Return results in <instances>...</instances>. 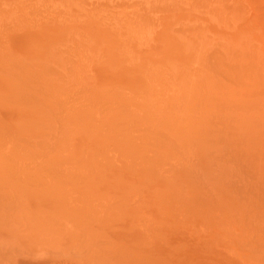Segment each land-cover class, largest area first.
Segmentation results:
<instances>
[{
	"label": "rangeland",
	"instance_id": "1",
	"mask_svg": "<svg viewBox=\"0 0 264 264\" xmlns=\"http://www.w3.org/2000/svg\"><path fill=\"white\" fill-rule=\"evenodd\" d=\"M12 1L17 4L16 10L15 6L12 5ZM21 1H0V13L3 14H0V24L1 27L4 25L2 28L0 27V46L4 48L0 47V66L2 65L0 69V242L1 244L3 242L2 245L0 244V264H75V261H85L84 264H158L153 261H144L138 257V253L134 248L130 249L121 241L126 235H115V233L126 234L131 230L136 232L137 229L142 233L141 238L146 242L161 240L165 243L169 242L170 227L173 230L175 228L178 230H199V233L201 229L202 232H205V236L208 235L206 238L210 244H221L229 250L226 252L234 257L237 255L232 252V249L239 247L248 249L247 246L251 241L253 242V246L250 245L252 249H255L257 244L259 245L258 248H264V244H262V242L264 243V217L260 218L259 214L264 212V203L262 208V205H258L259 203L256 201L258 198L260 201L264 198V190H261L260 187V189H255L261 183V187L264 189V135L260 134L264 131V116L262 115L264 109L260 111L264 106V0H226V2L225 0H205V2H215L212 6L210 3L205 5L204 0H201V2L203 1L202 6L200 2L198 3V0H162L157 5L163 6L162 11L164 13L160 11V7V13L155 12L151 16L153 18L163 16V20L161 19L160 26L159 22H155V24L149 22L156 25L154 26L155 30L150 31V36H148V32L142 34V31L136 27L140 31L135 32L136 29H133L132 26L136 23L139 26L146 25L145 28L150 25L146 24L148 21L144 18L149 17L147 19H152L149 16L151 12L143 17L141 11L138 10L141 5L147 7L146 2L136 5L135 1L137 0H99L98 2L97 0H58V2H61H59L60 5L58 3L59 6H57L56 12L55 10L51 11L49 8L50 12L46 13L48 17L44 18L46 10L42 7L45 6L46 2L43 3V1L44 6L41 5L40 8L39 4L41 2L38 3L36 0ZM52 1L54 0H51V3ZM145 1L153 2L152 0ZM167 1L176 4H169ZM186 1L187 3H185ZM99 2L102 7L99 6ZM177 2L179 3L177 4ZM223 2L226 4H223ZM106 3H109V6ZM119 3L122 5L125 3L126 6L123 5L124 7L120 8ZM156 3L149 4L148 2V5L149 7H155ZM105 5L108 9L107 7L105 9ZM117 5L120 6V9L124 8V12L128 10L125 14L131 15L130 18L123 13V10H118L122 11L124 17L120 21H124L125 24H121L123 22H119V18H116V16L120 17V12L113 10ZM185 5L187 6L185 7ZM30 6L31 8L33 6L35 12L39 14L35 13L38 18L33 14L34 10L32 9V12ZM206 6L207 8L211 6V10H213V7L216 10L219 9L220 11H217L220 13H216V10H209L212 13L209 15L208 9L206 13H202V8L206 9ZM111 7L112 9H110ZM151 7L150 9H152ZM240 7L244 10H241ZM4 8L5 11L2 10ZM164 8L169 12H165ZM176 8L180 9L177 10ZM42 9L44 11L43 16ZM66 10L71 15H68L69 13L67 14ZM214 11L217 15L213 17L215 15L213 14ZM170 14L172 18L177 17L174 18V20H177L176 24L175 22L172 23L174 20L170 18ZM68 16L71 20H68ZM185 17L187 19L182 20L181 24L177 23ZM126 18L128 19L125 20ZM129 18L131 22H129ZM35 19L37 20L35 21ZM58 19L61 21L58 22ZM222 19H226V22ZM24 20L28 21L25 22ZM159 20L156 19L155 21ZM38 21L41 24H38ZM111 21H114V23H111ZM169 23L172 24L171 27H169ZM168 28L173 30H167ZM204 32L206 33L203 34ZM71 34L78 37L72 39ZM207 34L211 37V40H208L207 43L209 44L211 41V44H214L212 48L206 45V38L204 37L207 36L210 39ZM218 36L224 38L223 43L227 47L224 45L225 48L219 46L218 41L221 38ZM189 38L196 42L195 46L198 45V48H190L192 41ZM235 38L236 40H234ZM228 39L232 40L227 41L228 43H234L233 40H239V43H241H234L236 45L231 44L233 45L231 46L225 42ZM222 40L219 42L222 43ZM186 42H191L189 46H185L186 49L188 48V52L184 49ZM64 44L66 47L71 45L70 51H66L70 53L68 57H72L69 59L73 62L76 59L74 63H78L74 66L75 70L77 68L76 72L73 69H68L66 60L69 59L63 57V55L66 56V52L63 51V55L62 52H59L60 49L65 47ZM6 45H8L7 48ZM139 45L141 49L138 47ZM75 46L80 50L78 52L80 57L74 52L78 50ZM56 47L59 51L58 53H56L57 50L54 52L58 56H55L53 52ZM195 48L196 51H194ZM128 49L133 54L128 53L130 52ZM189 49H192V51ZM213 49L215 50L216 59L212 55L213 53L209 55ZM225 49L230 50V52L233 49L236 51L232 52L231 56L229 52L226 53ZM237 49L239 51L243 49V52L233 54L237 53ZM81 50L88 53L83 52L84 55ZM197 52L201 54H198L199 57L203 58L206 55L204 63L207 64L205 66H203L202 58L196 56L197 54H193ZM217 53L222 56L218 57ZM81 54H83L82 58ZM11 55H14L13 58ZM193 55L198 58V61ZM207 55L213 56L214 60L211 57L208 58ZM240 55L243 56L244 61L239 60L241 59ZM85 56L90 57V59L86 57L87 59L84 60ZM222 57L223 59L219 60ZM37 58H39V61ZM45 58L49 59L48 61L54 65L50 66L48 64L49 66H46V63L49 62L44 60ZM27 59L31 63L30 65L33 66L24 65L22 69V64H29L26 62ZM209 59L212 60V63H209ZM17 60L20 61L19 64H17ZM41 60H44L45 64ZM218 60L219 62L215 63ZM34 61L35 63L39 62L38 65L36 64L37 67L33 64ZM208 63L212 69H216V72H213H218L221 75V79L220 77L210 79V74H207V72L212 69L207 68ZM219 63H221V66ZM218 65L220 66L219 71L216 68L219 67ZM25 66L28 67L25 68ZM222 66L224 69L221 68ZM4 68L5 70H2ZM53 68L56 69V73ZM230 68L236 69L238 74L236 77L234 76L237 72L233 76L230 74L231 78L228 76L229 78L226 79L224 70L230 73L235 71ZM44 69H48L47 71L50 74L45 73ZM153 69L155 70L153 71ZM242 69L243 74L246 75L240 74L239 76ZM40 70L42 72L36 75L35 72ZM68 70L72 71L76 77ZM220 70H223L224 75L221 74ZM249 71L255 72V75ZM202 72H206V74H202ZM29 73L34 74L40 83ZM44 74L47 76H44ZM32 77L35 79H32L34 81L30 80ZM57 78L60 81L56 80ZM63 78L66 79L62 80ZM244 78L246 79L244 80ZM42 79H46V81L44 80V82ZM217 79L218 81H216ZM42 83L46 87H43ZM73 83L77 85L83 83L84 85L81 84L79 87V85ZM216 83L225 84L226 86L216 85ZM213 84L216 87H212ZM78 88L80 89L78 90ZM228 88L232 90L229 91ZM44 89L45 91L42 93ZM223 90L228 93H222ZM214 91L217 93L214 94ZM147 92L151 95H147ZM211 96L212 98L223 96L222 98L227 99V103L228 101L231 102L228 104L230 107L228 108L226 104L224 110L222 108L221 110L218 109L220 106L217 107V105L222 104L223 101L222 103H213L214 106H211L210 104L217 100L213 99L209 102L208 100L212 99ZM197 99H199V102ZM203 100L204 105L201 104ZM244 102L246 103L243 104ZM77 103H80V108L75 105ZM117 103H120V105ZM249 103L255 106L258 104V107L254 106L252 108ZM130 107L133 109L131 110ZM167 110H169V113L166 112ZM67 111L71 112L68 113ZM15 113L31 120L32 130L30 132H33V135L25 138L24 135L21 136L17 133L18 130L9 123L8 119L14 116ZM217 113L218 120L214 116ZM65 115L66 119L63 118ZM236 117H243L244 119H237ZM229 118L232 119L229 120ZM209 133H214L212 135L214 137L216 134L218 135L216 138H211ZM151 136L155 139L150 138ZM146 138H149L150 141ZM215 139L217 142H214ZM208 140H212L218 145L212 144L213 142ZM226 141L231 142L234 146L232 145L229 148L230 156L226 152L228 155H225V158L223 155L226 154ZM222 142H224V145ZM169 144L173 145L168 146ZM220 145L225 149L223 150L221 147L214 148ZM205 149L208 150L207 152L212 151L204 153ZM179 151L185 153V155L180 154ZM232 151L237 152L236 154L240 157H236V159L235 155L233 156L235 153ZM218 152L220 153L218 154ZM192 153H195V155ZM211 153H215V155L217 153L216 156L219 157L214 154L212 156H215L214 159H220V162L217 161L218 163L214 164L215 160L212 159L214 162L210 161L211 157L208 161L205 160V157L211 156ZM254 154L258 156H256L257 163L253 159V156L255 158ZM242 158L243 161H241ZM232 159L236 162H233ZM244 164L246 167H243ZM259 165L261 167H258ZM247 166L252 170L248 169ZM211 167H214V169ZM215 167L217 168L215 169ZM256 168L262 170L255 171ZM211 170H214L215 174L212 175ZM232 170H234L233 174L237 177L233 175V180L229 177L230 182L226 178L230 176ZM215 175H219V178H221V175L226 178L220 179L221 181L217 178L216 180L220 181H217L218 184L221 183L217 186L214 180ZM241 175L246 178V175L252 177H248L249 181L245 182L248 178L243 180L239 178ZM234 180H237V182L234 183ZM202 183L203 186L205 184V188L200 186ZM206 183L209 184L206 185ZM207 187L210 191H208L209 194L206 192L208 189L205 190ZM233 191L236 192L234 196ZM30 193L33 194V199L39 201L38 203L32 204L30 202ZM230 194H232L231 200L228 198ZM198 195L204 198L203 201ZM257 195L261 196L257 197ZM247 200L250 202L240 204V201ZM211 206L216 210L211 211L213 209ZM208 208L211 212L208 211ZM219 211L222 213H219ZM234 212L237 215L236 220L233 217ZM194 213L205 220L203 221ZM209 213L213 217L214 215L221 216V219L218 216V218H213ZM243 214L252 217L239 219L238 216H243ZM255 215H257L256 218H253ZM239 220L244 221V224ZM207 221L208 223H206ZM206 224L209 226L205 227ZM203 228L205 229L203 230ZM83 232L84 234H82ZM242 233H245V239L251 240H246L249 241L248 244L245 239L241 241L245 237L242 236ZM218 234L221 236L217 237ZM229 234L231 237L228 236ZM237 236L241 238L239 243ZM99 250H101V253ZM3 253L4 255H10V257L8 255H6L7 257L4 256ZM237 254H241V258L245 259L257 258L264 260V251H245ZM208 255L218 264H232L233 260L237 259V257L231 259L225 257L224 259L221 254L220 257L218 254L210 256V252ZM3 256L4 258H2ZM40 256L43 258L38 260ZM11 257L13 259H10Z\"/></svg>",
	"mask_w": 264,
	"mask_h": 264
},
{
	"label": "bare ground",
	"instance_id": "2",
	"mask_svg": "<svg viewBox=\"0 0 264 264\" xmlns=\"http://www.w3.org/2000/svg\"><path fill=\"white\" fill-rule=\"evenodd\" d=\"M0 1H1V0H0ZM15 1H16V0H15ZM20 1H21V0H20ZM32 1H33V0H32ZM43 1H44V2H43ZM48 1H50V2H48ZM48 1H46V0H36V2H38V3H40V2H41V3H42V2L45 3V2H46V4H44V5H45V6H46V5L48 6V7L46 6V8H44L45 6L43 5V3H42V4H41V3L39 4V7L42 5V6H44V7H42V8H43L44 10H46V12H44L43 9H42V11H41V12H42V16H43L44 14L47 15V16L44 15V18L48 17V14H46V13H49L50 10H51V11H54V10H55V12H56V10H57V6L60 5L59 2H61L62 0L59 1V2H58V0H56V1L54 0L55 2L52 1V3L54 2L53 5H52V3H51V0H48ZM98 1H99V0H97V2H98ZM112 1H114V0H112ZM117 1H119V0H117ZM131 1H134V0H131ZM137 1H138V2H137ZM137 1H135V2H136V5H137V4H140V3L143 4V3H145V2L147 3V7H146L145 5H141V7L138 5V6L140 7V8H138V10H139V12L141 11V14H142L143 17H145V15H146L147 13H148L147 15H149L150 12H151V14H150L149 16H151L152 14L154 15L155 12H157V13H160V11L163 12V11H162V10H163V6L161 7V6H158V5H157L158 3H161L162 0H159V1L157 0L158 2H157L156 0H152L153 2L148 1L149 4H150V3L155 4V3L157 2L156 5H155V7H154L153 5H152L153 7L150 6L152 9L154 8V9H153L154 12H153L152 9H150V7H149L147 1H145V0H137ZM170 1H171V0H170ZM170 1H169V2L167 1V3H169V4H173V5L176 4V3H174V2L171 3ZM172 1H173V0H172ZM174 1H175V0H174ZM189 1H190V0H189ZM196 1H197V0H196ZM208 1H209V0H208ZM208 1L205 2V0H204L205 5H206V3H210V2H208ZM212 1H214V0H212ZM216 1H217V0H216ZM18 2H19V1H18ZM21 2H24V0H22ZM36 2H35V3H36ZM47 2H48V4H47ZM56 2H57V4H56ZM83 2H84V1H83ZM191 2H192V1H191ZM191 2H190V3H191ZM199 2H200V5L202 6L203 1L201 2V0H198V3H199ZM221 2H222V1H221ZM225 2H226V0H225ZM12 3H13V1H12ZM49 3H51V4L49 5ZM58 3H59V5H58ZM85 3H86V1H85ZM87 3H89V2L87 1ZM90 3H91V2H90ZM125 3H126V2H125ZM125 3L123 4L124 6H126ZM178 3H179V2H177V4H178ZM185 3H187V1H186ZM213 3H215V2L210 3L211 6L213 5ZM25 4H26V3H25ZM25 4H24V5H25ZM55 4H56V5H55ZM62 4H63V3H62ZM65 4H66V3H65ZM98 4H99V6H100V2H99ZM106 4H107V3H106ZM119 4H120V3H119ZM223 4H226V3L223 2ZM2 5H3V4H2ZM12 5H13V7L15 6V10H16V5H17V4H14V3H13ZM26 5L29 6V4H26ZM54 5H55L56 7H55ZM92 5H94V4L92 3ZM107 5L109 6V3H108ZM123 5L120 4L121 7H120L119 5H117L116 7H114L113 10H115V12H117L120 8H122ZM159 5H160V4H159ZM179 5H181V4H179ZM182 5H183V4H182ZM215 5H217V4H215ZM4 6H5V5H4ZM37 6H38V4H37ZM51 6H53V7H51ZM103 6H104V5H103ZM124 6H123V7H124ZM144 6H145V7H144ZM177 6H178V5H177ZM186 6H187V5H185V7H186ZM188 6H189V5H188ZM203 6H204V5H203ZM211 6H209L210 8H207V6H206V9H204V8L201 7V8L203 9V12H202V13H206V12L208 11V12L210 13L209 15H211L212 13L209 11V10L212 9ZM218 6H220V5H218ZM221 6L223 7V5H221ZM237 6H238V5H237ZM100 7H102V5H101ZM106 7H107V6L105 5V9H106ZM119 7H120V8H119ZM127 7H128V6H127ZM142 7H143V8H142ZM158 7H159V8H158ZM160 7H161V9H160ZM189 7H190V6H189ZM189 7H188V8H189ZM222 7H220V8L222 9ZM33 8H34L33 6H32V8H31V6H30V9H31V10H32ZM40 8H41V7H40ZM49 8H50V10H48ZM53 8H55V9H53ZM145 8H146V9H145ZM148 8H149L150 10H149ZM157 8H158V9H157ZM171 8L173 9V7H171ZM8 9H9V8H8ZM28 9H29V8H28ZM30 9H29V10H30ZM101 9H102V8H101ZM101 9H100V10H101ZM107 9H108V7H107ZM110 9H112V7H111ZM123 9H124V8H123ZM123 9H120V10H123ZM127 9H128V8H127ZM159 9H160V11H159ZM165 9H166V8H164V11H165V12H169V10H167V9L165 10ZM176 9L179 10L180 8H179V9L176 8ZM207 9H208V10H207ZM240 9H241V10H244L242 7H240ZM2 10L5 11V8L2 9ZM33 10H34V9H33ZM33 10H32V12H33ZM47 10H48V11H47ZM116 10H117V11H116ZM125 10H126V8H125ZM151 10H152V11H151ZM188 10H190V9H188ZM206 10H207V11H206ZM213 10H216V8L214 9V7H213ZM213 10H211V11H213ZM217 10H219V9H217ZM217 10H216V13H220V12H218ZM230 10H231V9H230ZM0 11H1V10H0ZM3 11H2V13H3ZM8 11H9V10H8ZM101 11H103V10H101ZM127 11H128V10H127ZM127 11H125V12H127ZM146 11H149V12H146ZM204 11H205V12H204ZM219 11H220V10H219ZM231 11L234 12V10H231ZM43 12H44V14H43ZM55 12H53V13H55ZM65 12H67V10H66ZM105 12H106V11H105ZM118 12H120V11H118ZM121 12H122V11H121ZM121 12H120V17H121V18H120V17H117L116 15H115V16H116L117 19L119 18V22H123V23H121V24H125L124 21H120V20L124 17L122 14H123V13L125 14L124 10H123V13H121ZM144 12H145V14H144ZM35 13L38 14V13L35 12V10H34L33 14H35ZM68 13H69V12H67V14H68ZM72 13H73V12H72ZM157 13H156V14H157ZM163 13H164V12H163ZM170 13H171V12H170ZM202 13H201V14H202ZM0 14H1V13H0ZM36 14H35V16H36ZM74 14H75V13H74ZM127 14H128V13H126L125 15H127ZM156 14H155V15H156ZM213 14H215V11H214ZM1 15H3V14H1ZM23 15H24V14H23ZM38 15H39V14H38ZM51 15H52V13H51ZM68 15H71V13H69ZM216 15H217V14L213 15V17L216 16ZM4 16H5V15H4ZM49 16H50V14H49ZM57 16H58V15H57ZM115 16H114V18H115ZM127 16L130 17L131 15H130V16L127 15ZM127 16H126V17H127ZM157 16H158V15H157ZM169 16H170V18H171L172 20H174V18H177L176 16H174V17L172 18L171 14H170ZM6 17H7V16H6ZM24 17H25V16H24ZM36 17H37V16H36ZM51 17H55V16H51ZM187 17H188V16H187ZM218 17H219V15H218ZM26 18H28V17H26ZM37 18H38V17H37ZM60 18H62V17H60ZM64 18H65V17H64ZM107 18H108V17H107ZM116 18H115V19H116ZM130 18H131V17H130ZM130 18H129V22H131ZM147 18H149V17L144 18L146 21H148V22H146V24H150V23H154V24H155V22H156V23L159 22V26H160V24H161V22H162L161 19L163 20V16H162V17H161V16H158L157 18H156V17L153 18V17L151 16L150 18H152V19H147ZM167 18H168V16H167ZM208 18H209V16H208ZM246 18H247V17H246ZM20 19H21V18H20ZM50 19L55 20V19H53V18H50ZM127 19H128V18H126L125 20H127ZM154 19H155V20H156V19H157V20L160 19V20H159V21H155ZM164 19H166V17H164ZM186 19H187L186 17H185V19H182V18H181V19H180L181 21L179 20V22H177V23H180V24H181V23H182V20H186ZM234 19H235V18H234ZM242 19H243V18H242ZM5 20H6V19H5ZM36 20H37V19H35V21H36ZM59 20H60V19H58V22L61 21V20H60V21H59ZM65 20H67V19H65ZM68 20H71V19H69V16H68ZM110 20H111V19H110ZM145 20H144V21H145ZM153 20H154V21H153ZM218 20H219V19H218ZM24 21H25V20H24ZM27 21H28V20H27ZM27 21H25V22H27ZM116 21H117V20H116ZM150 21H151V22H150ZM176 21H177V20L175 19L174 21H172V23L175 22V24H176ZM222 21H225V22H226V19H222ZM9 22H10V21H9ZM9 22H8V23H9ZM69 22H70V21H69ZM112 22L114 23V21H111V23H112ZM149 22H150V23H149ZM1 23H3V22H1ZM5 23H6V22H5ZM5 23H3V24H5ZM10 23H11V22H10ZM29 23L31 24V21H30ZM29 23H28V24H29ZM32 23H34V22H32ZM222 23H224V22H222ZM244 23H245V22H244ZM38 24H41L40 21H38ZM38 24H36V25H38ZM132 24H133V23H132ZM132 24H131V25H132ZM154 24H150V25H149L150 27H149V26L146 27V28H152V29H146V28H145L146 25H145V26H139L138 23L135 24L136 26H135L134 24H133L132 26H133V29H136V28L140 29V30L142 31V34L145 33V32H146L145 34H147V32H148V36H150V35H149V34H150V31L152 30V32H153V31L155 30V29H154V26H156V25H154ZM169 24H170V23H169ZM224 24H225V23H224ZM9 25L11 26V24H9ZM3 26H4V25H2V27H3ZM12 26H15V25H12ZM34 26H35V25H34ZM38 26H39V25H38ZM123 26H124V25H123ZM171 26H172V24H170L169 27H171ZM202 26H203V25H202ZM243 26H244V25H243ZM249 26H250V25H249ZM0 27H1V24H0ZM2 27H1V28H2ZM7 27H8V26H7ZM125 27H126V26H125ZM127 27H128V26H127ZM135 27H136V28H135ZM139 27H140V28H139ZM141 27H142V28H141ZM157 27H158V26H157ZM180 27H181V26H180ZM182 27H183V26H182ZM182 27H181V28H182ZM203 27H204V26H203ZM239 27H240V26H239ZM241 27H242V26H241ZM1 28H0V29H1ZM114 28H115V27H114ZM143 28H145V29H143ZM175 28H176V26H175ZM178 28H179V26H178ZM10 29H11V28H10ZM16 29H17V27H16ZM72 29H73V28H72ZM72 29H71V31H72ZM127 29H128V28H127ZM138 29H136L135 32H137ZM165 29H166V28H165ZM169 29H170V30H173L172 28H168L167 30H169ZM128 30H129V29H128ZM140 30H138V31H140ZM145 30H147V31H145ZM206 30H207V29H206ZM12 31L14 32L15 30H12ZM185 31H186V30H185ZM187 31H188V29H187ZM72 32H73V31H72ZM152 32H151V34H152ZM168 32H169V31H168ZM180 32H181V30H180ZM189 32L192 33L191 30H189ZM1 33H2V32H1ZM6 33H7V32H6ZM128 33H129V32H128ZM174 33H175V31H174ZM190 33H189V35H191ZM205 33H206V32H204L203 34H205ZM208 33L210 34V32H208ZM75 34H76V33H75ZM136 34H137V33H136ZM138 34H139V33H138ZM145 34H144V35H145ZM172 34H173V33H172ZM182 34H184V33L182 32ZM186 34H187V33H186ZM209 34H207V35L210 37ZM212 34H213V33H211V35H212ZM71 35H72V34H71ZM82 35H83V34H82ZM122 35H123V34H122ZM124 35H125V34H124ZM173 35H174V34H173ZM4 36H5V34H4ZM120 36H121V35H120ZM176 36H178V35H176ZM192 36H193V35H192ZM213 36H214V34H213ZM215 36H216V35H215ZM5 37H6V36H5ZM73 37H78V36H76V35L73 36V35H72V39H73ZM125 37H126V36H125ZM142 37H143V36H142ZM142 37H141V38H142ZM145 37H147V36L145 35ZM187 37H188V35H187ZM193 37H194V36H193ZM218 37H219V36H218ZM229 37H230V36H229ZM3 38H4V37H3ZM119 38H120V37H119ZM126 38H127V37H126ZM152 38H153V37H152ZM204 38H206V39H205V40H206V45H208L209 48H212V46H213L214 44H213V43L211 44V41L209 42V44H211V45H209V44L207 43L208 40H211V37H210V39H209L207 36L204 37ZM219 38H221V37H219ZM253 38H254V37H253ZM0 39H1V38H0ZM6 39H7V38H6ZM6 39H5V40H6ZM182 39H184V38H182ZM185 39H186V38H185ZM185 39H184V40H185ZM187 39H188V38H187ZM189 39L192 41V44H191V42H189V43L186 42L185 44H188V45H185V44H184V49H186L185 46H189V44H191V47H190V48H194V47L198 48V47H197L198 45L195 46L196 42H194L191 38H189ZM194 39H195V38H194ZM216 39L218 40V38H216ZM222 39H223V40H222ZM231 39H232V38H231ZM231 39H228V40H226L225 42L228 43L227 41H232ZM237 39H238V38H237ZM78 40H79V39H78ZM78 40H74V41H78ZM122 40H123V39H122ZM148 40H150V39H148ZM154 40H155V39H154ZM221 40H222V43H223V42H224V38H221L219 41H221ZM234 40H236V38H235ZM234 40H233L234 43H239V40H237V41H234ZM126 41L128 42V40H126ZM126 41H123V42H126ZM143 41H144V40H143ZM219 41H218V43H220L219 46H222L223 48L227 47V45H225L224 43L222 44V43L219 42ZM240 41H241V40H240ZM7 42L9 43L8 39H7ZM62 42H63V41H62ZM78 42H79V41H78ZM131 42H132V41H131ZM181 42H182V41H181ZM184 42H185V41H184ZM3 43H4V42H3ZM8 43H5V44H8ZM64 43H65V42H64ZM129 43H130V41H129ZM132 43H133V42H132ZM143 43H144V42H143ZM234 43L229 42L228 44L231 45V44H234ZM240 43H241V42H240ZM240 43H239V44H240ZM246 43H248V42H246ZM5 44H4V46H5ZM59 44H60V42H59ZM61 44H62V43H61ZM66 44H67V43H66ZM144 44H145V43H144ZM182 44H183V43H182ZM1 45H2V43H1ZM68 45H70V44H68ZM145 45L147 46V44H145ZM193 45H194V46H193ZM223 45H224L225 47H224ZM234 45H236V44H234ZM7 46H8V45H6V48H7ZM64 46H65V44H64ZM76 46H78V45H76ZM76 46H75V48L79 50V48H77ZM79 46H80V45H79ZM79 46H78V47H79ZM192 46H193V47H192ZM231 46H233V45H231ZM237 46H239V45H237ZM240 46H243V45H240ZM254 46H255V45H254ZM0 47H1V46H0ZM61 47H62V46H61ZM68 47H69V46H68ZM68 47L65 46L64 48H62V49H64V50L60 49L61 51H59V49H57V47H56V48L53 50V52L57 50L56 53H58V51H59L60 53L62 52L61 54L63 55V54H64L63 51H65V52H66V53H65L66 56L63 55V57H66V58H68V59H69V58H72V57H68L70 53H68V52L66 51V50L70 51L69 49H70L71 45H70L69 48H68ZM80 47H81V46H80ZM138 47L140 48V45H139ZM215 47H216V46H215ZM234 47H235V46H234ZM1 48H3V46H2ZM73 48H74V47L72 46V49H73ZM82 48H83V47H82ZM135 48H136V47H135ZM196 48L194 49V51H196ZM219 48H220V47H219ZM223 48H222V50H223ZM3 49H4V48H3ZM80 49H81V48H80ZM85 49H87V48H85ZM140 49H141V48H140ZM78 50H77V51L75 50L74 52H76L77 55L79 56L80 53H78V52H80V50H79V51H78ZM128 50H129V49H128ZM131 50H132V49H131ZM187 50H188V48L186 49V51H187ZM189 50L192 51V49H189ZM233 50H234V51H233ZM233 50L230 52V50H226V49H225L226 53L229 52V55L231 54V56H232V52H235V51H236L235 49H233ZM237 50H238V49H237ZM242 50H243V49H240V51L238 50L237 53H233V54H235V55H236V54H240V53L243 52ZM51 51H52V50H51ZM129 51H130V50H129ZM132 51H133V50H132ZM212 51H213V52H212ZM214 51H215L214 49L211 50V51H210L211 53H209V55L213 53L212 55L215 56V52H214ZM217 51H218V50H217ZM241 51H242V52H241ZM81 52L83 53V52H86V51H85V50H83V51L81 50ZM127 52H128V51H127ZM187 52H188V51H187ZM199 52H200V51H199ZM238 52H239V53H238ZM86 53H88V52H86ZM128 53H131V51L128 52ZM218 53H219V52H218ZM218 53H217V55H218ZM61 54H60V55H61ZM83 54L85 55V53H83ZM83 54H81V58H82ZM91 54H92V53H91ZM131 54H133V53H131ZM135 54H136V53H135ZM193 54H195V55L197 54L196 56H198V54L201 55V54L198 53V52H197V53H193ZM3 55H4V54H3ZM54 55H55V56H58L57 54H55V52H54ZM62 55L60 56L61 59H62ZM88 55H89V54H88ZM122 55H123V54H122ZM136 55H137V54H136ZM195 55H193V57H196ZM209 55H207V57H208V58L211 57V59L214 60L213 56H209ZM250 55H251V54H250ZM11 56H12V55H11ZM13 56H14V55H13ZM13 56H12V58H13ZM15 56H16V55H15ZM220 56H222V55H218V57H220ZM240 56H241V59H239V60H243V59H242L243 56H242V55H240ZM244 56H245V54H244ZM79 57H80V56H79ZM86 57H88V56H85V58L83 57L84 60L87 59ZM198 57H199V56H198ZM218 57H217V59H218ZM224 57H225V56H224ZM34 58H35V57H34ZM137 58H139V57L137 56ZM199 58H202V57L200 56ZM205 58H206V55H205V57L203 56V58H202V60H203V61H202L203 66H205V65L207 64L206 62L204 63ZM30 59H32V58H30ZM38 59H39V58H37V60H38ZM40 59H41V58H40ZM64 59H65V58H64ZM88 59H90V57H88ZM139 59H140V58H139ZM195 59L198 61V58H197V57H196ZM211 59H209V60H210L209 63H212V62H211V61H212ZM215 59H216V56H215ZM220 59H223V57H222V58H219V60H220ZM235 59H236V58H235ZM245 59H246V58H245ZM18 60H20V59L18 58ZM18 60H17V62H18ZM23 60H25V59H23ZM34 60H36V59H34ZM44 60L48 61L49 59L45 58ZM44 60H41V61H43V63H44ZM74 60H75L74 62H76V59H74ZM200 60H201V59H200ZM219 60L216 61L215 63L219 62ZM232 60H233V59H232ZM239 60H237V61H239ZM10 61H11V60H10ZM32 61H33V60H32ZM38 61H39V60H38ZM66 61L68 62V64H67L68 67H69L68 69H73V70H75V69H74V68H75L74 66H76L78 63H74L73 61H71V59L66 60ZM70 61H71V63H69ZM88 61H90V60H88ZM139 61H140V60H139ZM176 61H177V60H176ZM233 61H234V60H233ZM243 61H244V60H243ZM2 62H3V61H2ZM11 62H12V61H11ZM11 62H9V63L11 64ZM19 62H20V61H19ZM19 62H18L17 64H19ZM26 62H28V59L26 60ZM48 62H49V61H48ZM195 62H196V61H195ZM230 62H231V61H230ZM28 63H29V62H28ZM38 63H39V62H36V63H35V61H34L33 64H35V65L37 64V65H38ZM40 63H42V62H40ZM51 63H52V62L46 63V66H49L48 64H50V66L54 65V64H51ZM140 63H141V62H140ZM175 63H176V62H175ZM209 63H208V65H209ZM232 63H233V62H232ZM232 63H231V64H232ZM234 63H235V62H234ZM247 63H248V62H247ZM249 63H250V62H249ZM10 64H9V65H10ZM30 64H31V63H29V64L26 63V64H22V66H21V64H20V66H21L22 69H23V66H24V65H28V66L30 67V66H31ZM44 64H45V63H44ZM151 64H152V63H151ZM183 64L185 65L186 63H183ZM196 64L199 65L198 63H196ZM213 64H214V63H213ZM220 64H221V63H219V65H220ZM236 64H237V63H236ZM12 65H13V64H12ZM37 65H36V67H37ZM39 65H40V64H39ZM65 65H66V62H65ZM65 65H64V66H65ZM67 65H66V66H67ZM149 65H150V64H149ZM191 65H192V64H191ZM219 65H218V66H219ZM233 65H234V64H233ZM3 66H4V65H3ZM14 66H15V63H14ZM16 66H17V65H16ZM28 66H25V68L28 67ZM32 66H33V65H32ZM32 66H31V67H32ZM41 66H42V65H41ZM46 66H45V67H46ZM70 66H71V67H70ZM152 66H153V64H152ZM152 66H151V67H152ZM186 66H187V65H186ZM220 66H221V65H220ZM220 66H219V67H216V68H218V71H219V69H220ZM236 66H237V65H236ZM8 67H9V66H8ZM39 67H40V66H39ZM78 67H79V66H78ZM146 67H147V66H146ZM162 67H164V66H162ZM190 67H191V66H190ZM234 67H235V66H234ZM246 67H248V66H246ZM250 67H251V66H250ZM1 68H2V65L0 66V69H1ZM9 68H11V67H9ZM43 68H44V67H43ZM43 68H42V69H43ZM154 68H155V67H154ZM159 68H161V67H159ZM191 68H194V67H191ZM207 68H208V69H212L210 65L207 66ZM221 68L224 69L223 66H222ZM232 68H233V67H232ZM248 68H249V67H248ZM251 68H252V67H251ZM6 69H7V67H6ZM48 69H49V68H48ZM48 69H47V70H48ZM51 69H52V68H51ZM53 69H54V68H53ZM194 69H195V68H194ZM194 69H193V70H194ZM208 69H205V70H208ZM230 69H231V68H230ZM236 69H237V67H236ZM236 69H231V70H233V71L235 70L233 73H230V72H227V71L224 70V72H225V73H224V74H225V78L228 79L231 75H232V76H233V74L235 75V72H237ZM2 70H5V68L2 69ZM27 70L29 71V69H27ZM37 70H38V69H37ZM47 70L44 69V71H46L45 73L48 72V73L50 74V72L47 71ZM55 70H56V69H54V71H55ZM76 70H77V68H76ZM76 70H75L74 72H76ZM154 70H155V69H153V71H154ZM215 70H216V69H214V68H213L212 70H208L207 74H208V73L210 74V79H211L212 77H214V78H215V77H220V79H221V75L218 74V72L215 73V72H216ZM226 70H227V69H226ZM237 70H238V69H237ZM249 70H250V69H249ZM14 71H15V70H14ZM22 71H23V70H22ZM50 71H51V70H50ZM63 71H64V70H63ZM151 71H152V70H151ZM213 71H215V72H213ZM220 71H221V70H220ZM222 71H223V70H222ZM222 71H221V74L224 75ZM245 71H246V70H245ZM247 71H248V70H247ZM247 71H246V72H247ZM19 72H20V71H19ZM37 72H38V73H37ZM39 72H42V71H41V70H40V71H36V72H35L36 75L39 74ZM51 72H52V71H51ZM68 72H72V71L68 70ZM210 72H213V73H210ZM240 72H241V71H240ZM249 72H250V71H249ZM251 72H252V71H251ZM251 72H250V73H251ZM25 73H26V71H25ZM25 73H24V74H25ZM32 73H34V72H32ZM32 73H29V74L33 75V77H34L35 79H37V78L34 76L35 73H34V74H32ZM48 73H47V74H48ZM55 73H56V71H55ZM60 73H61V72H60ZM152 73H153V72H152ZM156 73H157V70H156ZM203 73L206 74V72H202V74H203ZM243 73H244V72H243V69H242V72L239 73V76H240V74H242V75H246V74H243ZM254 73H255V72H254ZM254 73L252 72L251 74H254ZM53 74H54V73H53ZM75 74H76V73H75ZM89 74L92 75L91 73H89ZM171 74H172V73H171ZM211 74H212V75H211ZM226 74H227V75H226ZM230 74H231V75H230ZM237 74H238V72L236 73V75H235L234 77H236ZM45 75H46V74H44V76H45ZM60 75H62V74H60ZM70 75H71V73H70ZM72 75H73V72H72ZM215 75H216V76H215ZM217 75H218V76H217ZM254 75H255V74H254ZM25 76H26V75H25ZM46 76H47V75H46ZM50 76H51V75H50ZM56 76H57V75H56ZM62 76H63V75H62ZM62 76H61V77H62ZM64 76H65V75H64ZM73 76H75V75H73ZM228 76H229V77H228ZM26 77H27V76H26ZM26 77H25V78H26ZM33 77H32L30 80L34 79ZM41 77H42V76H41ZM54 77H55V75H54ZM61 77H59V78H61ZM75 77H76V76H75ZM93 77H94V76H93ZM161 77H162V76H161ZM166 77H167V76H166ZM234 77H233V78H234ZM42 78H43V77H42ZM49 78H50V77H49ZM51 78H52V77H51ZM163 78H165V77H163ZM167 78H168V77H167ZM188 78H189V77H188ZM208 78H209V77H208ZM230 78H231V77H230ZM233 78H232V79H233ZM27 79H29V78H27ZM35 79H34V80H35ZM52 79H53V78H52ZM65 79H66V78H63L62 80H65ZM74 79H75V78H74ZM79 79H81V78H79ZM168 79H169V78H168ZM202 79H203V78H202ZM210 79H209V80H210ZM215 79H216V78H215ZM218 79H219V78H218ZM218 79H217L216 81H218ZM245 79H246V78H244V80H245ZM34 80H32V81H34ZM42 80H43V79H42ZM44 80L46 81V79H44ZM44 80H43V81H44ZM56 80L60 81V79H58V78H57ZM153 80H154V79H153ZM166 80H167V79H166ZM172 80H173V79H172ZM203 80H204V79H203ZM203 80H202V81H203ZM241 80H243V79L241 78ZM37 81L40 83V81H39L38 79H37ZM37 81H36V82H37ZM45 81H44V82H45ZM210 81H211V80H210ZM166 82H169V81H166ZM206 82H207V81H206ZM221 82H222V81H221ZM46 83H47V82H46ZM46 83H45V84H46ZM155 83H156V82H155ZM162 83H163V82H162ZM164 83H165V82H164ZM169 83H170V82H169ZM169 83H168V85H171V84H169ZM172 83H174V82H172ZM34 84H36V83H34ZM48 84H49V83H48ZM73 84H75V83H73ZM73 84H72V85H73ZM81 84H83V83H81ZM81 84H80V83L78 84L79 87H80ZM174 84H176V83H174ZM42 85H43V83H42ZM72 85H71V86H72ZM75 85H77V84H75ZM78 85H77V86H78ZM83 85H84V84H83ZM93 85H95V84H93ZM216 85H222L223 87L226 86L225 84H221V83H220V84H219V83H216ZM216 85L213 84L212 87H213V86L216 87ZM230 85H233V84H230ZM35 86H36V85H35ZM77 86H74V87H77ZM91 86H92V85H91ZM171 86H172V85H171ZM233 86H234V85H233ZM41 87H42V86H41ZM43 87H46V86L43 85ZM66 87H68V86H66ZM72 87H73V86H72ZM173 87H175V86H173ZM235 87H236V86H235ZM94 88H95V87H94ZM118 88H119V87H118ZM158 88H159V87H158ZM171 88H172V87H171ZM175 88H176V87H175ZM219 88H220V87H219ZM79 89H80V88H78V90H79ZM84 89H85V88H84ZM169 89H170V88H169ZM214 89H215V88H214ZM230 89H231V88H228L229 91H230ZM239 89H241V88H239ZM22 90H23V89H22ZM34 90H35V89H34ZM165 90H167V89H165ZM170 90H171V89H170ZM206 90H207V89H206ZM209 90H210V89H209ZM217 90H219V89H217ZM217 90H216V91H217ZM220 90H221V89H220ZM224 90H225V89H224ZM224 90H223V91H224ZM231 90H232V89H231ZM40 91H41V90H40ZM43 91H45V89L42 90V93H43ZM112 91H113V90H112ZM140 91H141V90H140ZM28 92H29V91H28ZM49 92H50V91H49ZM142 92H144V91H142ZM214 92H215V91H214ZM217 92H218V91H217ZM217 92H215L214 94H216ZM221 92H222V91H221ZM221 92H220V93H221ZM34 93H35V92H34ZM44 93H45V92H44ZM70 93H71V92H70ZM145 93H146V91H145ZM177 93H178V91H177ZM222 93H228V92L224 91V92H222ZM45 94L47 95V93H45ZM49 94H50V93H49ZM148 94L151 95L150 93L147 92V95H148ZM159 94H160V93H159ZM169 94H170V93H169ZM173 94H174V93H173ZM175 94H176V93H175ZM203 94H204V93H203ZM86 95H88V93H86ZM91 95H92V94H91ZM145 95H146V94H145ZM145 95H143V96H145ZM165 95H166V94H165ZM178 95H179V94H178ZM189 95H190V94H189ZM206 95H208V94H206ZM89 96H90V94H89ZM89 96H88V97H89ZM152 96H153V94H152ZM166 96H167V95H166ZM173 96H174V95H173ZM190 96H191V95H190ZM209 96H210V95H209ZM218 96H219V95H218ZM218 96H214L213 98H212V96H211L212 99L209 98V99H210V100H208L209 102H211V100H213V99H214V100L217 99L216 101L212 102L210 105H211V106H214L213 103H217V102H218V103H219V102L222 103V101H223V103H224V102H226V103H225V104L222 103V104H220V105H217V107L220 106V107H218V109L220 108V110H221V108H222V110H224V108H226V104H227V107L229 108L230 106H229L228 104H230L231 102L228 101V103H227V99L222 98L223 96H221V98H218ZM229 96H230V94H229ZM37 97H38V96H37ZM49 97H50V96H49ZM55 97H56V96H55ZM153 97H154V96H153ZM159 97H160V96H159ZM164 97H165V96H164ZM205 97H206V96H205ZM26 98H27V97H26ZM53 98H54V97H53ZM53 98H52V99H53ZM56 98H57V97H56ZM89 98H90V97H89ZM156 98H157V96H156ZM173 98H174V97H173ZM179 98H180V97H179ZM193 98H194V97H193ZM225 98H226V97H225ZM236 98H237V97H236ZM152 99H153V98H152ZM202 99H203V98H202ZM55 100L57 101L58 99H55ZM149 100H150V97H149ZM197 100H198V102H199V99H197ZM224 100H226V101H224ZM241 100H242V99H241ZM36 101H37V99H36ZM43 101H44V100H43ZM53 101H54V100H53ZM60 101H61V100H60ZM60 101H58V102H60ZM78 101H79V100H78ZM99 101H100V100H99ZM171 101H172V100H171ZM29 102H30V101H29ZM62 102H63V101H62ZM79 102H80V101H79ZM81 102H83V101H81ZM160 102H161V101H160ZM160 102H159V104H160ZM162 102H163V101H162ZM41 103H43V102H41ZM245 103H246V102H244L243 104H245ZM261 103H263V102H261ZM65 104H66V103H65ZM69 104H70V103H69ZM79 104H80V103H79ZM79 104L77 103V104H75V105H78V108H80L81 106H79ZM81 104H82V103H81ZM84 104H85V103H84ZM84 104H83V105H84ZM117 104L120 105V103H117ZM121 104H122V103H121ZM154 104H155V103H154ZM201 104L204 105V100H203V103L201 102ZM201 104H199V105H201ZM249 104H250V103H249ZM60 105H61V104H60ZM72 105H73V104H72ZM111 105H112V104H111ZM111 105H110V106H111ZM189 105H191V104H189ZM197 105H198V104H197ZM207 105H209V104H207ZM221 105H222L223 107H222ZM250 105L252 106V108L255 106V105H253V104H250ZM257 105H258V104H257ZM257 105H256L255 107H258ZM263 105H264V103H263ZM263 105H262V106H263ZM61 106H62V105H61ZM68 106H69V105H68ZM84 106H85V105H84ZM84 106H83V107H84ZM103 106H104V105H103ZM106 106H107V105H106ZM108 106H109V105H108ZM146 106H147V105H146ZM184 106H185V105H184ZM71 107H73V106H71ZM86 107H87V106H86ZM101 107H102V106H101ZM101 107H100V108H101ZM198 107H199V106H198ZM201 107H202V106H201ZM231 107H233V106H231ZM107 108H108V107H107ZM203 108H204V106H203ZM130 109H131V107H130ZM132 109H133V108H132ZM132 109H131V110H132ZM233 109H235V108H233ZM244 109H245V108H244ZM263 109H264V106L260 109V111H262ZM107 110H108V109H107ZM135 110H136V109H135ZM188 110H189V109H188ZM204 110H205V109H204ZM246 110H248V109L246 108ZM246 110H245V111H246ZM71 111H72V109H71ZM71 111H70V112H71ZM98 111H99V110H98ZM139 111H140V110H139ZM233 111H234V110H233ZM248 111H249V110H248ZM248 111H247V113H248ZM260 111H259V113H260ZM67 112H68V111H67ZM67 112H66V113H67ZM70 112H68V113H70ZM100 112H102V111H100ZM161 112H162V111H161ZM166 112L169 113V110H167ZM249 112H250V111H249ZM262 112H264V110H263ZM68 113H67V114H68ZM104 113H105V112H104ZM104 113H103V114H104ZM188 113H189V112H188ZM195 113H197V112H195ZM225 113H226V112H225ZM229 113H231V112H229ZM250 113H251V112H250ZM255 113H256V112H255ZM67 114H66V115H67ZM103 114H102V115H103ZM135 114H136V113H135ZM178 114H179V113H178ZM206 114H207V113H206ZM210 114H212V113H210ZM227 114H228V113H227ZM235 114H237V113H235ZM66 115H65V117H63V116H61V117H63V118L66 119ZM136 115H137V114H136ZM212 115H213V114H212ZM228 115H229V114H228ZM232 115H233V116H236V115H234V114H232ZM232 115H230V116H232ZM250 115H251V114H250ZM262 115L264 116V114H262ZM262 115H261V116H262ZM67 116H69V114H68ZM103 116H104V115H103ZM154 116H155V115H154ZM165 116H166V115H165ZM179 116H182V115H179ZM210 116H211V115H210ZM210 116H209V117H210ZM214 116H215V117L217 118V120H218V113H217V115H214ZM241 116H242V115H241ZM263 116H262V117H263ZM61 117H60V118H61ZM163 117H164V116H163ZM176 117H177V116H176ZM257 117H258V116H257ZM259 117H260V116H259ZM262 117H260V118H262ZM236 118H237V117H236ZM194 119H195V118H194ZM221 119H224V118H221ZM231 119H232V118H231ZM231 119L229 118V120H231ZM237 119H244V118H243V117H242V118L239 117V118H237ZM262 119H263V118H262ZM181 120H182V118H181ZM250 120H251V119H250ZM2 121L4 122L3 119H2ZM135 121H136V120H135ZM144 121H145V120H144ZM169 121H170V120H169ZM174 121H175V120H174ZM219 121H220V120H219ZM224 121H225V120H224ZM237 121H239V120H237ZM180 122H182V121H180ZM187 122H188V121H187ZM187 122H186V124H187ZM190 122H191V121H190ZM229 122H230V121H229ZM263 122H264V120H263ZM184 123H185V121H184ZM5 124H6V123H5ZM182 124H183V123H182ZM186 124H185V125H186ZM187 125H188V124H187ZM171 126H173V125H171ZM140 127H143V126H140ZM4 128H5V126H4ZM31 128H32V127H31ZM147 128H149V127H147ZM180 128H181V127H180ZM146 130H148V129H146ZM183 130H185V129H183ZM142 131H143V130H142ZM144 131H145V129H144ZM213 131H214V130H213ZM226 131L228 132V130H226ZM260 131H261V130H260ZM9 132H10V131H9ZM160 132H161V131H160ZM243 132H244V131H243ZM6 133H7V132H6ZM161 133H162V132H161ZM166 133H167V132H166ZM185 133H186V132H185ZM214 133H215V132H214ZM214 133H212V134L209 133V134H210L209 137H211V138L214 137V136H212ZM228 133H229V132H228ZM145 134H146V133H145ZM164 134H165V133H164ZM260 134H263V135H264V131H262V133H260ZM146 135H147V134H146ZM165 135H166V134H165ZM217 135H218V134H216L214 138H216ZM227 135L229 136V134H227ZM144 136H145V135H144ZM228 136H227V137H228ZM156 137H157V136H156ZM168 137H170V136H168ZM150 138H154V137L151 136ZM165 138H167V137H165ZM214 138H213V139H214ZM228 138H229V137H228ZM147 139H149V138H146V140H147ZM154 139H155V138H154ZM167 139H168V138H167ZM208 139H209V138H208ZM229 140H231V139L229 138ZM149 141H150V139H149ZM208 141L213 142L212 140H208ZM215 141H216V139L214 140V142H215ZM168 142H169V141H168ZM196 142H197V141H196ZM196 142H195V143H196ZM214 142H213L212 144H217V145H218V143H214ZM216 142H217V141H216ZM39 143H40V142H39ZM165 143H166V142H165ZM169 143H170V142H169ZM226 143H227V144H226ZM226 143H225V145H226V146H225L226 149H225V147H224V149H225V153L227 152V153L229 154V148L232 147V145L234 146V144H232L231 142L228 143L227 141H226ZM210 144H211V143H210ZM212 144H211V146H212ZM220 144H221V143H220ZM222 144L224 145V142H222ZM222 144H221V145H222ZM229 144H231V146H229ZM249 144H250V143H249ZM44 145H45V143H44ZM165 145H166V144H165ZM172 145H173V144H172ZM172 145L169 144L168 146H172ZM194 145H196V144H194ZM221 145H220V146H215L214 148H216V147H218V148L221 147V148L223 149V146H221ZM259 145L261 146V144H259ZM194 147H195V146H194ZM251 147H252V145H251ZM166 148H167V147H166ZM221 148H220V149H221ZM216 149H217V148H216ZM224 149H223V150H224ZM195 150H196V149H195ZM195 150H194V151H195ZM205 150H206V151H204V153H205V152H206V153H210V151H212V150H210L209 152H207L208 150H207V149H205ZM150 151H152V150H150ZM213 151H215V150L213 149ZM253 151H254V150H253ZM255 151H256V150H255ZM255 151H254V152H255ZM184 152H185V151H184ZM192 152H193V149H192ZM222 152L224 153V151H222ZM222 152H221V153H222ZM230 152H231V151H230ZM232 152L235 153V154L232 153L233 156L235 155V156H234L235 158H236V157H240V156H238V155L236 154L237 152H235V151H232ZM176 153H177V152H176ZM179 153H180V151H179ZM219 153H220V152H218V154H219ZM227 153L224 154V155L222 154V155L226 158L225 155H228ZM180 154H184V155H185V153H182V152H181ZM180 154H178V155H180ZM192 154H193V153H192ZM212 154L215 155V153H211V156L208 155L209 157H205V160L208 161L209 158L211 157V158H210V159H211L210 161H213V162H214V160H215L214 164L218 163L217 161L220 162V159H218V158H215V159H214V157H215L216 155H218V154L216 153L215 156H212ZM193 155H195V153H194ZM205 155H206V154H205ZM236 155H237V156H236ZM254 155H255V158H254V156H253V159L256 161V156H257V155H256V154H254ZM151 156H153V155H151ZM180 156H181V155H180ZM191 156H192V155H191ZM201 156H202V155H201ZM229 156H230V154H229ZM233 156H232V157H233ZM216 157H219V156H216ZM234 157H233V159H234ZM257 157H258V156H257ZM181 158H183V157L181 156ZM192 158H193V157H192ZM228 158H229V157H228ZM228 158H227V159H228ZM244 158H245V157H244ZM179 159H180V158H179ZM200 159H201V158H200ZM203 159H204V158H203ZM212 159H214V160H212ZM229 159H230V158H229ZM233 159H232V160H233ZM236 159H237V158H236ZM262 159H263V158H262ZM262 159H261V160H262ZM243 160H244V159L242 158L241 161H243ZM246 160H247V159H246ZM241 161L239 160L240 163H241ZM259 161H260V160H259ZM192 162H193V161H192ZM213 162H212V163H213ZM230 162H231V161H230ZM233 162H236V161L233 160ZM233 162H231V163H233ZM245 162H247V161H245ZM257 162H258V161H256L255 163H257ZM20 163H21V162H20ZM260 163H261V162H260ZM260 163H259V164H260ZM209 164H210V162H209ZM214 164H213V165H214ZM238 164H239V163H238ZM190 165H191V164H190ZM211 165H212V164H211ZM240 165H241V164H240ZM195 166H196V165H195ZM215 166H216V165H215ZM249 166H250V165H249ZM249 166H247L248 169H250ZM25 167H26V166H25ZM191 167H192V166H191ZM217 167H219V166H217ZM217 167H215V169H216ZM243 167H246V165L244 164ZM243 167H242V168H243ZM258 167H261V166L259 165ZM263 167H264V166H263ZM211 168H212V167H211ZM219 168H220V167H219ZM212 169H214V167H213ZM232 169H233V168H232ZM260 169H261V168H259V169L256 168V169H254V170H255V171H256V170L259 171ZM235 170H236V169H235ZM261 170H262V169H261ZM189 171H190V170H189ZM211 171L213 172V173L211 172L212 175L215 174V171H214V170H211ZM216 171H217V170H216ZM219 171H220V169H219ZM219 171H218V172H219ZM233 171H234V170H232V173H230V176H227V178H226V177H225V178L229 180V177L232 178L233 175H234L235 177H237V175L233 174ZM249 171H250V170H249ZM218 172H217V173H218ZM190 173H191V172H190ZM211 173H210V174H211ZM219 174H220V172H219ZM231 175H232V176H231ZM244 175H245V174H244ZM244 175H241L240 177H239V176H238V177L241 178V179H243V180H246L248 177H250V178L252 177V176H248V175H246L247 178H246V177H242V176H244ZM192 176H193V175H192ZM215 176H216V178H214V180L216 181L215 184L217 183V186H218L219 184H221V183L218 184V182L221 181L220 179H222V178L225 179V178L222 177V175H221V178H219V177H220L219 175H215ZM218 176H219V177H218ZM197 178H198V177H197ZM199 178H200V177H199ZM217 178H219L220 181L216 180ZM223 179H222V180H223ZM200 180H201V179H200ZM232 180H233V178H232ZM243 180H242V181H243ZM193 181H194V180H193ZM201 181H203V180H201ZM217 181H218V182H217ZM229 181H230V180H229ZM247 181H249V178H248V180H246L245 182H247ZM197 182L200 184L199 181H197ZM230 182H231V181H230ZM194 184H195V183H194ZM208 184H209V183H208ZM208 184L206 183V185H208ZM243 184H245V183H243ZM261 185H262V183H261ZM261 185L258 186V188H255V187H254V188H255V189H260V188H261V190H264V189H262ZM198 186H199V185H198ZM200 186H202V187H204V188L206 187L205 184H204V186H203V183H202ZM215 186H216V185H215ZM232 186H233V185H232ZM202 187H200V188H202ZM259 187H260V188H259ZM204 188H203V189H204ZM209 188H210V187H209ZM217 188H219V187H217ZM220 188H221V187H220ZM231 188H232V187H231ZM231 188H230V189H231ZM240 188H241V186H240ZM251 188H252V187H251ZM251 188H250V189H251ZM207 189H208V187H207L205 190H207ZM210 189H211V188H210ZM221 190H223V189L221 188ZM239 190H240V189H239ZM242 190H243V189H242ZM245 190H246V189H245ZM248 190H249V189H248ZM253 190H254V189H253ZM11 191H12V190H11ZM208 191H209V189L206 191V192L209 194L210 191H209V192H208ZM254 191H255V190H254ZM13 192H14V191H13ZM230 192H231V191H230ZM255 192H257V191H255ZM259 192H260V191H259ZM259 192H258V194L263 193V192H260V193H259ZM231 193H232V192H231ZM235 193H236V192H235ZM235 193H234V191H233V196H234ZM238 193H239V192H238ZM14 194H15V193H14ZM175 194H176V193H175ZM223 194L225 195V193H223ZM263 194H264V193H263ZM72 195H73V194H72ZM179 195H180V194H179ZM210 195H212V194H210ZM210 195H209V196H210ZM226 195H227V194H226ZM0 196H1V195H0ZM73 196H74V195H73ZM198 196L201 197L200 195H198ZM231 196H232V194H230V197H228V198L230 199ZM260 196H261V195H259V196L257 195V197H260ZM262 196H263V195H262ZM175 197H176V196H175ZM199 197H198V199H199ZM211 197H212V196H211ZM237 197H238V196H237ZM3 198H4V197H3ZM131 198H132V197H131ZM225 198H227V197H225ZM228 198H227V200H229ZM234 198H235V197H234ZM0 199H1V198H0ZM203 199H204V198L201 197V200H202V201H203ZM258 199H259V198H258ZM258 199H257L256 201H257L259 204H258V203H257V204H258V205H260V204L262 205V204H263V201L261 200L262 202L260 203V200H258ZM263 199H264V198H263ZM8 200H9V199H8ZM17 200H18V199H17ZM135 200H136V199H135ZM230 200H231V199H230ZM235 200H237V199L235 198ZM244 200H245V199H244ZM251 200H252V199H251ZM1 201H2V200H1ZM4 201L7 202V200H5V199H4ZM4 201H2V202H4ZM18 201H19V200H18ZM113 201H114V200H113ZM137 201H138V200H137ZM202 201H199V202H202ZM204 201H205V200H204ZM247 201H248V200H247ZM12 202H13V201H12ZM228 202H229V201H228ZM238 202H239V201H238ZM13 203H15V202H13ZM186 203H187V202H186ZM229 203H230V202H229ZM15 205H16V204H15ZM17 205H18V204H17ZM261 205H260V206H261ZM216 206H217V205H216ZM208 207H209V206H208ZM204 208H205V207H204ZM211 208H213V209H211V211L216 210L213 206H211ZM262 208H263V205H262ZM200 209H202V208H200ZM209 209H210V208H208V211H209ZM193 210H194V208H193ZM202 210H203V209H202ZM204 210H205V209H204ZM119 211H120V210H119ZM197 211H199V210H197ZM211 211H209V212H211ZM214 212H215V211H214ZM220 212H221V211H219V213H220ZM236 212H237V211H236ZM236 212H234V213H236ZM221 213H222V212H221ZM239 213H241V212H239ZM247 213H248V212H247ZM194 214H195V213H194ZM207 214H208V213H207ZM245 214H246V213H245ZM245 214H243V215H245ZM95 215H98V214H95ZM195 215H197V214H195ZM200 215H201V214H200ZM209 215H211V214L209 213ZM228 215H230V214H228ZM231 215H232V214H231ZM241 215H242V214H241ZM241 215H240V216H241ZM23 216H24V215H23ZM98 216H99V215H98ZM197 216H199V215H197ZM203 216H204V215H203ZM211 216H212V215H211ZM211 216H210V217H211ZM217 216H218V215H217ZM217 216L214 215V217H217ZM95 217H96V216H95ZM99 217H100V216H99ZM193 217H194V216H193ZM212 217H213V216H212ZM214 217H213V218H214ZM218 217L220 218L221 216H218ZM218 217H217V218H218ZM229 217H230V216H229ZM233 217L235 218V216H233ZM7 218H9V217H7ZM7 218H6V219H7ZM24 218H25V217H24ZM199 218H201V216H199ZM202 218H203V217H202ZM202 218H201V219H202ZM244 218H245V217H244ZM249 218H250V217H249ZM6 219H5V221H6ZM91 219H92V218H91ZM91 219H90V220H91ZM191 219H192V218H191ZM208 219H209V218H208ZM208 219H207V220H208ZM215 219H216V218H215ZM220 219H221V218H220ZM230 219H231V218H230ZM22 220H23V219H22ZM25 220H26V219H25ZM202 220L204 221L205 219H202ZM212 220H213V219H212ZM212 220H211V221H212ZM233 220H234V219H233ZM235 220H236V218H235ZM262 220H263V219H262ZM60 221H61V220H60ZM209 221H210V219H209ZM18 222H19V221H18ZM67 222H68V221H67ZM213 222H214V221H213ZM217 222H219V221H217ZM239 222H242V224H244V223H243L244 221H240V220H239ZM262 222H263V221H262ZM262 222H261V223H262ZM126 223H127V222H126ZM206 223H208V221H207ZM230 223H232V221H230ZM213 224H214V223H213ZM235 224H236V223H235ZM242 224H241V225H242ZM258 224H259V223H258ZM6 225H7V224H6ZM236 225H237V224H236ZM248 225H249V224H248ZM20 226H21V225H20ZM193 226H194V225H193ZM204 226L206 227V226H209V225L206 224V225H204ZM237 226H239V225H237ZM24 227H26V226H24ZM218 227H219V226H218ZM240 227H242V226H240ZM195 228H196V227H195ZM219 228H220V227H219ZM24 229H26V228H24ZM204 229H205V228H203V230H204ZM206 229H207V228H206ZM210 229H211V228H210ZM222 229H223V228H222ZM240 229H241V228H240ZM26 230H27V229H26ZM145 230H146V229H145ZM200 230H201V229H200ZM203 233H205V232H203ZM82 234H84V232H83ZM214 235H215V234H214ZM243 235H244L245 237H244ZM206 236H208V235H206ZM218 236H221V235L218 234L217 237H218ZM228 236L231 237L230 234H229ZM235 236H236V235H235ZM242 236L244 237L243 239L239 238L240 236H237V237L239 238V239L237 238V239L239 240L238 243L241 242V241H243V240L246 238L245 233H242ZM229 237H228V238H229ZM232 237H233V236H232ZM85 239H87V238H85ZM229 239H230V238H229ZM240 239H241V241H240ZM93 240H94V239H93ZM93 240H91V241H93ZM221 240H222V239H221ZM230 240H232V239H230ZM235 240H236V239H235ZM246 240L251 241L250 239H245V242H247ZM3 241L5 242V240H3ZM106 241H107V240H106ZM147 241H148V240H147ZM232 241H233V240H232ZM249 241L247 242V244L249 243ZM96 242H97V241H96ZM104 243H105V242H104ZM109 243H110V242H109ZM0 244H1V242H0ZM2 244H3V242H2ZM2 244H1V245H2ZM243 244L247 246V244H245V243H243ZM254 244H255V243H254ZM262 244H264V243L262 242ZM1 245H0V246H1ZM12 245H13V244H12ZM147 245H148V244H147ZM248 245H249V246H250V245L253 246V242L251 241L250 244H248ZM9 246H10V245H9ZM249 246H247L248 249H249ZM251 246H250V248H251ZM254 246H256V245H254ZM257 246H259V245L257 244ZM257 246H256V248H258ZM98 247H99V246H98ZM109 247H110V246H109ZM113 247H114V246H113ZM98 249H99V248H98ZM100 249H101V248H100ZM16 250H17V249H16ZM101 250H103V249H101ZM101 250H99L100 253H101ZM250 250H251V249H250ZM106 251H107V250H106ZM106 251H105V252H106ZM93 253H94V252H93ZM0 254H1V253H0ZM26 254H27V253H26ZM215 254H218L219 257H220V254H221L222 256H224V257H223L224 259H225V257H228V258H230V259H231V258H236V257H237V256L234 257L233 255H229L227 252H225V253H221V252H218V251H212V252H210V256H211V255L214 256ZM259 254H260V253H259ZM3 255H4V253H3ZM6 255H8V254H5L4 256H6ZM34 255H35V254H34ZM94 255H95V254H94ZM235 255H236V254H235ZM1 256H2V255H1ZM4 256H3L2 258H4ZM6 257H7V256H6ZM8 257H10V255H8ZM22 257H23V256H22ZM44 257H45V256H44ZM49 257H51V256H49ZM81 257H82V256H81ZM42 258H43V257L40 256L38 260H40V259H42ZM8 259H9V258H8ZM10 259H13V258L11 257ZM25 259H26V258H25ZM35 259L37 260V258H35ZM62 259H63V258H62ZM85 259H86V258H85ZM14 260H15V257H14ZM26 260H27V259H26ZM255 260H256V259H255ZM258 260H259V259H258ZM97 261H98V260H97ZM88 262H89V261H88ZM98 262H99V261H98ZM8 263H9V262H8ZM84 263H85V261H80V264H84ZM91 263H92V262H91ZM3 264H4V263H3ZM70 264H71V263H70ZM77 264H78V263H77ZM88 264H89V263H88Z\"/></svg>",
	"mask_w": 264,
	"mask_h": 264
},
{
	"label": "crops",
	"instance_id": "3",
	"mask_svg": "<svg viewBox=\"0 0 264 264\" xmlns=\"http://www.w3.org/2000/svg\"><path fill=\"white\" fill-rule=\"evenodd\" d=\"M9 119V123L14 126L15 129L18 130L21 136H25V138L33 135V132H30L32 122L28 120L27 117L23 115H18L15 113L14 116H11ZM28 120V121H25ZM31 122V123H30ZM25 125V126H24ZM241 170V168H239ZM252 170V169H250ZM237 180H234L236 183ZM30 202L32 204L38 203L36 199H33V194L30 193ZM264 200L263 198L261 199ZM260 201V203L262 202ZM244 202L248 203L250 201H240V204H244ZM264 203V201H263ZM260 218L264 217V212L259 213ZM235 218L237 215L235 213ZM257 215H255L256 218ZM245 217V218H244ZM251 218L252 216H238L239 219ZM176 218V217H175ZM264 219V218H263ZM172 224V222H171ZM133 230L124 233H115L116 236H125L122 238V242L125 243L130 249L134 248L138 253V257L142 258V260L147 262H157L158 264H218L216 261L209 257V252L218 251L221 253H225L229 251L225 249L221 244H210L209 240L206 238L205 233L200 230V233L193 229H169V242L165 243L161 240H154L153 242H146L142 239V233ZM241 235V234H240ZM205 236V237H204ZM148 244V245H147ZM251 249V250H250ZM246 249V248H234L232 252L236 253L237 259L233 260L232 264H264V260L257 258L245 259L241 258V254H237L245 251H264V248H255V249ZM185 253V254H183ZM178 261H177V260ZM256 259V260H255ZM80 264V262H76L75 264Z\"/></svg>",
	"mask_w": 264,
	"mask_h": 264
}]
</instances>
